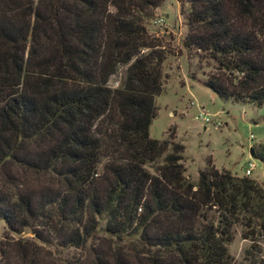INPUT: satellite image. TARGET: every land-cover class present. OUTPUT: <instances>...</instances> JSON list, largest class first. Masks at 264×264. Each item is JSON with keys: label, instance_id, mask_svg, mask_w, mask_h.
Masks as SVG:
<instances>
[{"label": "trees", "instance_id": "obj_1", "mask_svg": "<svg viewBox=\"0 0 264 264\" xmlns=\"http://www.w3.org/2000/svg\"><path fill=\"white\" fill-rule=\"evenodd\" d=\"M161 1L0 0V219L40 243L1 241L0 264H232L234 225L237 264H264V182L209 162L191 183L173 133L147 135L164 55L144 21ZM175 1L181 45L215 66L203 86L264 103V0Z\"/></svg>", "mask_w": 264, "mask_h": 264}, {"label": "rangeland", "instance_id": "obj_2", "mask_svg": "<svg viewBox=\"0 0 264 264\" xmlns=\"http://www.w3.org/2000/svg\"><path fill=\"white\" fill-rule=\"evenodd\" d=\"M186 10V4L162 0L152 10V16L144 21L146 33L155 39L157 48L164 55L160 65L161 91L153 98L155 115L147 127V135L169 140V133H173L170 141L182 146L183 176L191 183L195 182L197 170L209 162L216 169L245 176L243 169L247 161L253 164V168L246 177L264 182V163L248 155V149L252 151L257 145L264 144V103L254 106L221 100L203 86L206 76L215 72V66L199 51L181 45L186 31L183 18ZM122 71L123 67L117 66L107 85L116 86L122 78ZM198 107L208 114V122L194 117ZM214 122L219 123L217 127L211 125ZM158 161L145 165V168L153 173V166ZM41 180L32 182L31 177L29 183L37 184L43 182ZM101 226L102 221H99L98 227ZM238 232L239 228L234 225L231 240L226 244L232 264L241 261L242 250L247 246V241L241 239ZM31 236L27 229L18 234L7 231L0 219V243L23 238L40 244ZM41 250L60 261L77 253L72 248L49 245H42Z\"/></svg>", "mask_w": 264, "mask_h": 264}, {"label": "built area", "instance_id": "obj_3", "mask_svg": "<svg viewBox=\"0 0 264 264\" xmlns=\"http://www.w3.org/2000/svg\"><path fill=\"white\" fill-rule=\"evenodd\" d=\"M208 114L206 112H204L202 110V108L198 107V111H197V114L194 116L195 118H198L200 119L202 122H208L209 121V118L207 116ZM218 122H214L212 123L211 125L213 127H217L218 126ZM250 137V135H249ZM253 168V164L251 162H246L245 166H244V169H243V174L246 176L249 174L250 170Z\"/></svg>", "mask_w": 264, "mask_h": 264}, {"label": "water", "instance_id": "obj_4", "mask_svg": "<svg viewBox=\"0 0 264 264\" xmlns=\"http://www.w3.org/2000/svg\"><path fill=\"white\" fill-rule=\"evenodd\" d=\"M248 155L251 156V149H248Z\"/></svg>", "mask_w": 264, "mask_h": 264}]
</instances>
